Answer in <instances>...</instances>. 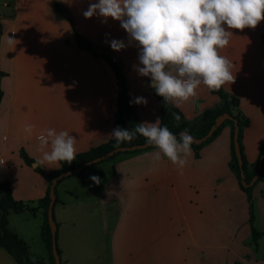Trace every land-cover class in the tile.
<instances>
[{
  "label": "crops",
  "instance_id": "crops-1",
  "mask_svg": "<svg viewBox=\"0 0 264 264\" xmlns=\"http://www.w3.org/2000/svg\"><path fill=\"white\" fill-rule=\"evenodd\" d=\"M54 2L64 7L59 14L53 9ZM90 2L98 0H0V9L5 10L0 11V33L6 23V48L0 52V70L6 72L0 76V181H9L16 200L32 204V208L8 216V227L25 241L28 219L33 226L40 224L41 230L43 215L37 200L44 196L48 182L24 163L20 149L35 161L42 159L37 137L45 129L54 128L68 131L77 139L78 153L111 139L107 135L116 128L115 74L101 56L77 47L68 16L82 36L120 65L131 101L136 97L147 100V106L132 104L140 122L160 119L162 108L151 92L150 78L141 77L133 67L139 65L138 44L130 41L118 21H105L98 14L85 19L83 13ZM63 12L67 15L62 16ZM231 31L229 45L218 51L232 62L235 82L221 88L239 99V108L249 120L242 136L249 166L264 141V20L255 29ZM8 36L18 43L8 45ZM112 40H122L126 47L113 51ZM218 102L219 96L201 85L195 96L174 104L190 120ZM26 124L34 126L31 133L24 130ZM156 151L154 147L121 153L91 164L81 177L60 181L53 214L61 264H74L71 240L76 248L75 240L80 235L92 239L96 235L102 240L103 264H205V252L211 248L202 239L200 228L191 226L189 214L197 220L205 218V212L194 204L204 198L201 185L206 175L216 181L215 185L223 177L227 180L223 189L214 188L227 192V210L223 213L229 228L226 250L235 251L238 258L234 262L238 264H264L260 244L264 234L257 245L251 240L246 195L229 168V127H223L204 145L198 158L192 149L182 169L167 158L157 161L153 155ZM40 167L45 172L58 168ZM91 176H98L101 183L94 184ZM72 177L76 180L66 182ZM253 197L254 225L264 231V181L255 184ZM190 206L192 209L185 210ZM96 216L98 228L94 229ZM26 243L30 256L38 257L30 253ZM43 260L49 264V260ZM0 264H17L3 247Z\"/></svg>",
  "mask_w": 264,
  "mask_h": 264
},
{
  "label": "clouds",
  "instance_id": "clouds-1",
  "mask_svg": "<svg viewBox=\"0 0 264 264\" xmlns=\"http://www.w3.org/2000/svg\"><path fill=\"white\" fill-rule=\"evenodd\" d=\"M97 14L120 23L139 46V65L134 70L150 78V86L165 104H179L195 96L201 85L219 90L235 82L232 62L218 50L229 45L231 30L255 29L264 20V0H98L83 13L85 19ZM7 43L18 41L8 36ZM110 47L119 52L126 44L112 40ZM132 104L147 106V100L136 97ZM33 128L26 124L24 130L31 133ZM138 135L158 150L153 154L157 161L167 158L182 169L191 155L194 141L187 130L177 137L167 126L161 127L159 118L131 129L117 126L107 136L115 139L114 147L119 149ZM37 140L43 154L36 166L71 165L76 159L77 139L68 131L45 129ZM90 179L101 183L98 176Z\"/></svg>",
  "mask_w": 264,
  "mask_h": 264
},
{
  "label": "trees",
  "instance_id": "trees-1",
  "mask_svg": "<svg viewBox=\"0 0 264 264\" xmlns=\"http://www.w3.org/2000/svg\"><path fill=\"white\" fill-rule=\"evenodd\" d=\"M54 11L59 14L64 7L58 2L53 3ZM69 22L71 23L75 42L77 47L85 50L92 51L96 56H101L103 59L107 61V63L112 68L118 85V93L116 100V110L114 112V123L121 128L131 129L134 128L137 123H141L136 110L133 105L130 106V91L129 86L127 84V80L125 75L123 74L120 65L114 61L111 57H109L106 53H98L95 51V44L87 40L84 36H82L75 25L73 24L72 18L70 16L67 17ZM261 40L264 46V33L261 35ZM6 72L0 70V76H5ZM151 92L156 97L157 101L161 105V114H160V125L161 127L167 126L169 130L175 134L177 137L180 136L182 131L187 130L194 137H202L204 136L210 127L216 122V119L222 114H228L229 117L222 120L213 131L212 135L204 140L200 144L192 143L191 148L193 149L194 156L196 158L199 157L200 149L215 139L222 128L228 126L230 129V160H229V168L235 175L238 185L241 190L245 193L247 201H248V210H249V224H250V234L251 240L255 245H257L258 239L264 234V231H259L254 225L255 222V200L253 197V188L258 181H264L263 174V164H264V141L262 142L258 156L256 160L248 166L245 160V156L243 153L242 146V136L244 128L249 124L248 118L242 113L239 108V99L224 89L220 88L219 90H213V93L219 96V102L211 107L204 109L201 113L196 115L193 119H187L181 112V110L174 104L168 103L165 104L162 97L156 95L154 89L151 87ZM3 97V90L0 87V102ZM179 117V120L176 117ZM235 121L238 125L237 131V141L240 149L241 157L243 160V173L244 180L246 183H249L252 179L254 172L256 170L257 164L261 161V166L259 169V174L257 180L252 185H243L241 180V168L238 163V159L236 156L235 148H234V124ZM116 141L114 138L107 140L101 144L96 146H92L89 149L76 153V159L73 161L71 165L67 163H62L58 168L45 172L41 169L40 166L34 167V170L40 173L45 180L48 182V186L46 192L43 197L37 200L38 206L42 209L43 222L41 225L40 236L43 240L45 247L48 251L49 264H55L54 256L52 254V244H51V228L47 219V209L50 201L49 190L51 186L52 179L58 174L72 170L82 164H84L88 160H92L96 157L101 156L105 152L114 149ZM146 143L143 137L137 136L133 141L122 143L120 146H132L135 144ZM154 148V146H148L142 149H135L130 151H118L114 153L112 156L108 157L105 160H110L115 158L121 153L125 152H141L147 149ZM20 155L25 164L32 166L36 161L31 158L23 148L20 149ZM101 160V161H105ZM99 161V162H101ZM96 162V163H99ZM94 164V163H93ZM91 165V164H90ZM85 165L80 171L75 172L69 176H79L81 177L84 171L90 166ZM66 176V177H69ZM66 177L59 179L55 184V202L58 200L57 198V186L60 181ZM27 204L16 200L11 191V187L8 180L0 181V247H3L16 261L17 264H46L43 258L40 257H32L28 251V245L26 241L21 238L17 233L13 232L8 227V216L10 212L14 213H22L27 209ZM55 221V219H54ZM56 225V222H55ZM58 253L60 255V250L57 247Z\"/></svg>",
  "mask_w": 264,
  "mask_h": 264
},
{
  "label": "rangeland",
  "instance_id": "rangeland-1",
  "mask_svg": "<svg viewBox=\"0 0 264 264\" xmlns=\"http://www.w3.org/2000/svg\"><path fill=\"white\" fill-rule=\"evenodd\" d=\"M0 11L4 12L5 10L2 8L0 9ZM5 25L6 23H4V31L0 33L1 53L2 52L4 53L6 48ZM73 180H76V177H72L68 179V181L66 182H71ZM203 181L204 182H202L201 185L203 186V188L201 190H202V194L204 195V198H202V200L198 204L196 205L194 204V208L196 207L200 208L205 212L206 215L205 218L201 217L200 220H197L194 219L195 216L192 213H190L189 214L191 216L189 220L190 224L193 227L200 228V235L202 239H205L206 246L211 248L210 250H207L205 252L206 254L205 264H233L234 260L237 259L238 256H236L235 251L226 250L225 248V244L229 242L228 240L229 228L227 227V220L225 219V216L223 214L225 210H227L224 200V198L227 196L226 195L227 192L222 193L219 192V189L218 190L214 189L219 187L223 189L224 187H226L227 180L223 177L215 185L216 181L212 180L211 177L206 175L203 177ZM90 194L91 192L88 193V195ZM26 204L28 206L27 208H32L31 203L30 204L26 203ZM189 208H191V206L188 208L185 207V210ZM41 221H42V217H41ZM97 221L98 218L96 216V219H94V224L92 226L94 229L98 228ZM26 222L28 223L27 227L29 228L28 230H26L25 239L26 242H28V244L30 245V253L45 260H49L48 251L40 236V224H34L33 226V224H31V221H29V219ZM187 235L188 234H186V236ZM184 240L185 239H183V241ZM75 242L77 243L76 248L74 246L73 240H71V247L73 250L70 251L75 259L74 264H103L104 262V254H103V246H102L103 242L98 236L94 235V238L92 239V236L80 235L79 238L75 240ZM260 244L262 247V251H264V240ZM179 246L180 247L182 246V242L181 244H179ZM241 246H239V248ZM57 247L59 248V245H57ZM245 249L250 252L252 250V247H245ZM243 251H245L244 248ZM238 253L240 254L241 252ZM60 255H61V250H60ZM60 259H62L61 256ZM234 264H238V262L235 261Z\"/></svg>",
  "mask_w": 264,
  "mask_h": 264
},
{
  "label": "water",
  "instance_id": "water-1",
  "mask_svg": "<svg viewBox=\"0 0 264 264\" xmlns=\"http://www.w3.org/2000/svg\"><path fill=\"white\" fill-rule=\"evenodd\" d=\"M66 15H67L66 12L62 13V16H66ZM95 51H97L98 53H102V49L99 48V47H95ZM149 86H150V79H149ZM228 117H229V115L226 114V113L222 114L221 116H219L216 119V122L210 127L208 132L202 137L197 138V137L192 136L190 133H188L192 137V139L194 141L193 143H195V144L202 143L204 140H206L208 137H210L212 135V133L216 129L217 125L222 120H224V119H226ZM237 131H238V125H237V123L235 121V124H234V148H235V152H236V156H237V159H238L239 166L241 168V177H242L241 182H242L243 185H252L257 180V177H258V174H259V169H260V166H261V161L258 162L256 170H255L254 175H253L252 179L250 180V182L246 183L245 180H244V173H243V160H242V157H241V153H240V149H239L238 141H237ZM182 132H184V131H182ZM148 146H151V145H148L147 143H141V144H135V145H132V146H120L119 149L114 148L112 150H109V151L105 152L104 154H102L99 157H96V158H94L92 160L86 161L84 164H82V165H80V166H78V167H76V168H74L72 170H68V171L60 173V174H58L57 176H55L52 179L50 190H49L50 201H49L48 209H47V219H48V223H49L50 228H51L52 254L54 256L55 264H61L60 255H59L58 250H57L56 225H55L54 214H53V207H54L55 198H56V195H55V184H56V182L59 179L63 178V177L69 176V175H71V174H73L75 172L80 171L85 165H90V164L99 162L101 160H105V159H107L108 157L112 156L114 153H116L118 151H130V150H135V149L146 148ZM35 165H36L35 163L32 164L33 167H35Z\"/></svg>",
  "mask_w": 264,
  "mask_h": 264
}]
</instances>
